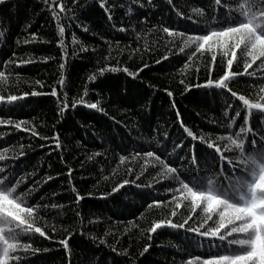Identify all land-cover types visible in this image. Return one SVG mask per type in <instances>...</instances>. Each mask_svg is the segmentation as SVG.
Returning a JSON list of instances; mask_svg holds the SVG:
<instances>
[{
  "label": "trees",
  "instance_id": "1",
  "mask_svg": "<svg viewBox=\"0 0 264 264\" xmlns=\"http://www.w3.org/2000/svg\"><path fill=\"white\" fill-rule=\"evenodd\" d=\"M48 3L53 8L60 3L68 9H55L65 29L62 36L44 0H5L0 4V60L28 61L19 66L0 64V71L7 77L0 82V94L19 95L33 90L42 93L16 102H0V119L25 120L26 126L38 133L32 136L30 131L0 126V145L9 148L4 153L7 163L15 164L16 173H27L28 183L38 184L28 199L49 205L41 207L38 224L53 239L36 233L20 235L22 241L42 250L29 253L27 264H180L188 254L217 251L219 241L216 248H210L211 241L201 243L194 233L166 225L149 238L147 230L154 221L171 218L182 222L189 202H182L177 215L171 216L174 193L166 192L165 187L172 182L152 180L159 171L152 158H134V151L153 150L163 152L169 162L180 164L181 157H191L193 144L201 158H207V153L215 157V150L199 140L193 141L181 123L197 135L215 139L228 132L226 109L234 115L241 102L214 86L185 91V85L204 84L209 78L207 62L211 57H194L195 62L188 61L185 66L196 46L188 44L184 52H179L184 38H169L160 26L191 34L206 25L177 15L167 0H153L152 5L143 0L146 7L131 0H106L109 5L116 4L109 9L112 21L99 0H77L75 5L71 0ZM209 3L210 0H175L177 9L185 15L192 14L193 7H208ZM153 24L157 27L152 28ZM121 26L125 31L118 30ZM62 52L66 55L62 56ZM165 55L167 59L161 60ZM240 59L241 63L234 61L230 70L243 71L244 57ZM105 65L117 70L101 74L98 70ZM212 67L211 78L218 79L224 70L219 57ZM124 68L135 72V77ZM89 75H94L95 80L89 81ZM260 83L257 77L247 75L229 81L232 90L252 99ZM53 88L57 96L51 95ZM80 97L84 102L73 108ZM87 103H97L104 111L88 108ZM64 104L68 107L60 112ZM229 104L233 108L229 109ZM250 122L253 128H264V113L253 110ZM20 144L24 145L25 155L13 160L21 151ZM177 144L181 147L176 148ZM122 154L126 157L123 161ZM130 167L134 170L131 174L127 171ZM224 170L231 171L227 162ZM48 176L52 179L46 181ZM124 179L135 180L136 184L124 185L112 193V187ZM77 192L82 196L79 202ZM152 200L162 203L153 204ZM198 222L189 221V225ZM69 233L66 254L58 241ZM145 245H149L148 251L141 255ZM45 248L48 251H43Z\"/></svg>",
  "mask_w": 264,
  "mask_h": 264
},
{
  "label": "snow or ice",
  "instance_id": "2",
  "mask_svg": "<svg viewBox=\"0 0 264 264\" xmlns=\"http://www.w3.org/2000/svg\"><path fill=\"white\" fill-rule=\"evenodd\" d=\"M4 2L5 0H0V4ZM71 2L75 5L77 0H71ZM131 2L140 7H146L152 5L153 0H148V5H145L143 0H131ZM167 2L177 11V15L185 16L186 19L193 20L196 24L203 22L206 25L205 29H195L191 34L160 25L163 33H167L169 38H184L183 44L178 48L179 52H184V48L188 44L196 46L195 51L188 54L185 66H188V61L195 62L194 57H211V60L207 62L209 78L204 84L185 85V91L192 87L214 86L217 89H225L230 92L231 96L241 103L235 108L234 115L229 114L226 109L228 132L216 136L215 139L197 135L181 123L187 136L191 137L193 141L199 140L205 143L208 149H214L215 157L211 153H207V158H201L196 153L195 144L191 146V157H181L180 164H177L175 160L169 162L163 152L134 151V158H152L155 164L159 165V171L152 177L153 181L159 179L172 182L165 187L166 192L174 193L171 197L174 204L171 216L177 215V210L181 208L182 202H189L186 205L189 207L188 214L182 222H173L171 218L154 221L147 230L149 238L153 232L166 225L173 230L183 229L185 233H194L200 237L201 243L211 241L210 248H216V242L219 241L217 251L188 254V258L186 260L182 258L180 264H264V128H253L250 122L253 110L264 113V0H210L208 7H193L192 14L188 15L177 9L175 0H167ZM44 3L52 9L53 18L57 21L58 34L62 36L65 29L60 26V17L55 9L58 8L62 12L68 11V9L60 3H56L55 8L48 3V0H44ZM99 6L105 9L109 21H112L109 9L115 7L116 4L109 5L106 0H99ZM220 9H223V12ZM113 26L115 27V25ZM156 27V24L152 25V28ZM118 30L123 32L125 28L121 26ZM2 35L3 33L0 32V36ZM31 35L35 37L36 34L31 33ZM25 43L28 41L26 40ZM58 44L63 48L61 41H58ZM15 55L13 52L12 56ZM63 55L66 53L62 52ZM241 55L244 57L243 71L230 70L234 61L237 65L241 63ZM218 57L224 66L223 74L218 79H212V65ZM164 59H167L166 55L161 57V60ZM159 62V60L156 61V63ZM4 63L19 66L28 63V61L10 58L0 60V64ZM254 65L255 68H253ZM144 67H147V64ZM60 68H64L63 63ZM249 69H253V71H249ZM107 70L116 71L117 69L105 65L98 71L103 74ZM123 71L129 76L135 77L136 75L135 72H131L127 68H124ZM244 75L257 77L261 80L255 99L232 90L229 85L230 80ZM5 80H7L5 73L0 71V82ZM88 80L94 81L95 76L89 75ZM59 82L62 84L63 79L61 78ZM41 94L35 90L30 93L21 92L19 95L0 94V102H16L28 95ZM51 95L57 96L56 88L52 89ZM168 95L171 97L173 94L169 91ZM83 102V97H80L72 104V107L75 108L77 104ZM86 106L101 112L104 111L102 108H98L97 103H87ZM67 107L68 104H64L63 107H60V112H63ZM228 108H233V105L229 104ZM238 118L241 119L238 120ZM27 123L25 120L0 119V126H11L20 131H30L32 136H37L38 133L27 127ZM237 123H239L238 128L235 127ZM42 139H47V137H42ZM53 139L56 140L59 148V140L55 136ZM18 147L21 151L18 156L12 157L13 160L25 155L22 151L24 145L20 144ZM175 147L180 148L181 144H177ZM8 150L7 145H0V264H27L29 253L35 254L42 250L34 247L31 242L22 241L20 235L36 233L44 239H53L38 224L41 219V207L47 208L49 205H38L28 199L38 184L28 183L29 175L27 173L18 174L15 172V164L7 163L4 153ZM226 152H231L232 155H226ZM125 158V155H120L121 161ZM225 162L230 166V172L224 170ZM68 171L71 173L72 170ZM127 171L131 174L134 170L130 167ZM51 179L52 177L48 176L46 181ZM104 179H108V177H104ZM127 184H136V181L124 179L112 187V193H116ZM137 186L140 185L137 184ZM148 186L150 187L151 184ZM72 190L76 192L75 188ZM81 199L82 196L77 192L76 202ZM151 203L160 204L162 201L152 200ZM51 207L55 208L57 205L51 204ZM193 213H197V215L193 216ZM77 215L80 213L77 212ZM197 219L198 223H195L194 226L189 225V221ZM210 221L211 223H209ZM70 235L71 233L58 241L64 247L66 254L69 251ZM93 239L96 238L93 237ZM100 242L104 243L103 239ZM148 248L149 245H145L140 254L143 255L148 251ZM112 250L117 251L115 248ZM43 251L46 252L48 249L45 248ZM124 251L127 252L126 249Z\"/></svg>",
  "mask_w": 264,
  "mask_h": 264
}]
</instances>
